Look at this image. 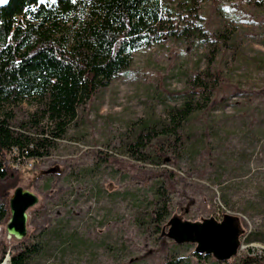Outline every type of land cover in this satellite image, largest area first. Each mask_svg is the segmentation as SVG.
Here are the masks:
<instances>
[{"label": "rangeland", "instance_id": "rangeland-1", "mask_svg": "<svg viewBox=\"0 0 264 264\" xmlns=\"http://www.w3.org/2000/svg\"><path fill=\"white\" fill-rule=\"evenodd\" d=\"M165 4L176 17L202 16V30L220 35L222 44L214 46L200 34L133 52L130 68L79 110L49 157L37 168H15L22 173L17 187L39 200L28 211L26 237L40 245L30 264H152L163 260L160 240L172 218L221 222L225 215L238 219L240 249L217 263L264 264V11L238 0ZM209 67L220 70L228 84L212 110L195 114L177 161L126 157L120 134L131 124L164 119L168 108L181 105L176 93L188 89L192 72ZM34 110L27 101L14 114L24 119ZM162 170L176 175L167 198L159 195V178L142 174ZM34 178L39 180L32 186ZM33 221L44 227L37 234ZM5 226L0 240L10 243ZM167 243L171 263L199 264L195 244Z\"/></svg>", "mask_w": 264, "mask_h": 264}, {"label": "trees", "instance_id": "trees-1", "mask_svg": "<svg viewBox=\"0 0 264 264\" xmlns=\"http://www.w3.org/2000/svg\"><path fill=\"white\" fill-rule=\"evenodd\" d=\"M238 1L264 11V0ZM203 23L196 13L176 17L165 0H10L0 10V225L10 218L9 199L22 178L9 160L12 149L28 155L26 162L31 160L37 168L50 156L55 140L76 121L79 110L130 68L133 52L200 34L219 47L220 35L202 30ZM226 84L218 69L192 72L188 89L176 93L181 105L168 108L162 120L137 127L131 124L120 134L123 154L145 163L154 159L175 163L180 146L192 135L188 127L195 114L212 110ZM27 101L34 105V112L16 119L14 109ZM96 158L106 160L107 156ZM142 174L161 180L160 196L167 198L174 192L173 171ZM38 180L32 179L30 185ZM44 221H49L47 215ZM32 224L34 234L44 228L35 221ZM160 243L163 260L152 259V264H179L171 263L166 253L167 237ZM39 249L31 237L10 243L0 240V264L6 256L9 264H30ZM193 256L199 264H218L208 256Z\"/></svg>", "mask_w": 264, "mask_h": 264}, {"label": "water", "instance_id": "water-1", "mask_svg": "<svg viewBox=\"0 0 264 264\" xmlns=\"http://www.w3.org/2000/svg\"><path fill=\"white\" fill-rule=\"evenodd\" d=\"M10 0L0 2V10ZM38 198L31 191L17 187L9 199L10 218L6 224V236L17 241L27 236L28 211L38 204ZM167 239L178 245L195 244L194 253L211 256L217 262L234 258L240 249L238 219L225 215L221 222L214 219L191 223L172 218L168 224Z\"/></svg>", "mask_w": 264, "mask_h": 264}, {"label": "built area", "instance_id": "built-area-1", "mask_svg": "<svg viewBox=\"0 0 264 264\" xmlns=\"http://www.w3.org/2000/svg\"><path fill=\"white\" fill-rule=\"evenodd\" d=\"M10 157L9 160L11 161L12 165H14L15 168H17L18 170L20 169H26L27 166L31 167L32 166V162L31 160L29 162H26L29 158L28 155L21 154L17 149H12L10 152Z\"/></svg>", "mask_w": 264, "mask_h": 264}, {"label": "bare ground", "instance_id": "bare-ground-1", "mask_svg": "<svg viewBox=\"0 0 264 264\" xmlns=\"http://www.w3.org/2000/svg\"><path fill=\"white\" fill-rule=\"evenodd\" d=\"M6 227V226H5ZM5 234H6V228H5ZM7 237V236H6ZM8 239V238H7ZM12 239V238H11ZM11 239H8V240H11ZM9 261H10V258L9 256L5 259V261H3L1 264H9Z\"/></svg>", "mask_w": 264, "mask_h": 264}, {"label": "snow or ice", "instance_id": "snow-or-ice-1", "mask_svg": "<svg viewBox=\"0 0 264 264\" xmlns=\"http://www.w3.org/2000/svg\"><path fill=\"white\" fill-rule=\"evenodd\" d=\"M0 2H4V0H0ZM73 2H76V0H73Z\"/></svg>", "mask_w": 264, "mask_h": 264}]
</instances>
